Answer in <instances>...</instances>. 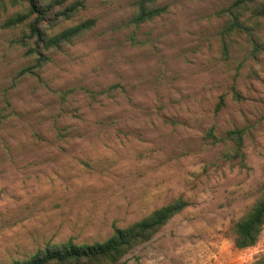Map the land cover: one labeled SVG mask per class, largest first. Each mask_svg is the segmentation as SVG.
<instances>
[{"label": "rangeland", "instance_id": "1", "mask_svg": "<svg viewBox=\"0 0 264 264\" xmlns=\"http://www.w3.org/2000/svg\"><path fill=\"white\" fill-rule=\"evenodd\" d=\"M140 0H86L58 32L96 26L60 48L36 74L26 25L0 14V264L46 246L106 240L180 197L189 204L123 264H257L233 225L264 190V39L234 32L225 56L221 10L235 0H158L160 16L133 17ZM222 101V103H221ZM219 107V108H218ZM213 128L217 139L208 136ZM244 128V162L225 138Z\"/></svg>", "mask_w": 264, "mask_h": 264}, {"label": "trees", "instance_id": "2", "mask_svg": "<svg viewBox=\"0 0 264 264\" xmlns=\"http://www.w3.org/2000/svg\"><path fill=\"white\" fill-rule=\"evenodd\" d=\"M158 0H140L139 11L133 17L134 23H141L162 15L167 6H156ZM86 0H0V14L9 6H19L13 15L4 21L5 27L26 25L28 33H24L21 43L33 45L30 51L37 55L34 65L21 70L20 74H36L48 60L46 51L60 48L92 30L97 18L89 17L70 25L58 32H50L60 22L73 18L85 8ZM251 10L252 15L261 23L264 21V0H235L230 6L221 10L229 21L221 31L222 46L225 56H229L230 37L234 32L251 31L254 26L243 18L244 12ZM252 40L254 51L264 49V39ZM222 103V101H221ZM219 108V107H218ZM244 128L229 130L225 138L235 144V152L227 158H240L244 162ZM208 136L217 139L213 128ZM189 202L180 197L166 205L154 209L147 216L125 226H114L113 233L104 241L92 243H76L71 238L56 246L39 249L28 258L17 259L13 264H123L122 260L133 248L150 240L175 214L182 211ZM264 229V190L260 198L233 225L235 245L240 249L254 246ZM257 264H264V258Z\"/></svg>", "mask_w": 264, "mask_h": 264}]
</instances>
